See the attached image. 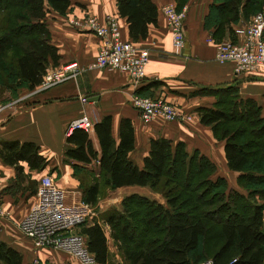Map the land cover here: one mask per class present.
<instances>
[{"label": "trees", "instance_id": "obj_1", "mask_svg": "<svg viewBox=\"0 0 264 264\" xmlns=\"http://www.w3.org/2000/svg\"><path fill=\"white\" fill-rule=\"evenodd\" d=\"M177 1L180 9L186 0ZM71 2L0 0V69L6 72L0 86L13 90L40 85L59 58L51 41L48 14L65 13ZM263 4L264 0H213L204 27L211 30L215 41H221L226 29L232 31V23L241 17L249 19ZM117 10L128 23L129 40L135 43L147 37L149 26L157 24L153 0H117ZM202 92L215 101L211 107L197 109L200 122L224 142L227 167L237 172V184L247 188V194L235 188L226 192L227 180L213 176L215 163L199 150L189 153L180 141L151 138L143 165L138 167L128 157L135 141L128 118L120 121L117 142L111 134V116L94 123L100 153L82 128L66 136L65 156L76 161L74 168L80 169L78 163L97 161L98 176L83 189L85 202L94 204L102 185L163 191L164 203L135 193L124 198V207L129 202L147 207L142 225L139 220L141 242L125 251V264H201L205 260L210 264H264V110L253 98L241 97L234 84ZM0 157L10 165L25 160L34 169L47 163L33 142H3ZM133 217V212L128 217L121 212L107 217L115 242L131 243L136 237ZM81 233L95 262L111 264L103 227L94 222ZM0 263L34 264L24 263L20 252L4 241H0Z\"/></svg>", "mask_w": 264, "mask_h": 264}, {"label": "crops", "instance_id": "obj_2", "mask_svg": "<svg viewBox=\"0 0 264 264\" xmlns=\"http://www.w3.org/2000/svg\"><path fill=\"white\" fill-rule=\"evenodd\" d=\"M153 1L158 9L157 24L149 26L147 37L136 42L150 53L146 75L139 84H134L122 71L90 67L99 49V39L87 28L69 22L71 18L83 17L85 11L100 21L114 16L121 26L122 37L130 39L128 23L118 14L117 0H72L65 13H49L47 25L59 54L55 66L76 63L77 75L46 90L19 88L14 97L0 96V147L9 141L33 142L47 160L45 167L34 169L25 160L10 165L0 157V241L19 251L24 263L38 259L52 264H78L53 249L34 248L32 240L20 234L17 223L34 203L41 177L51 170L58 174L54 181L58 186L79 190L76 180L69 175V168L76 161L65 156V148L69 125L82 115L91 121L87 132L98 153L94 123L111 116V134L117 142L120 121L128 118L135 139L128 157L138 167H142L148 153L149 140L163 137L173 143L183 142L188 152L199 150L216 164L215 176H232L236 181L237 172L229 170L226 164L224 142L214 138L209 125L200 122L197 109L211 107L215 101L203 90L234 84L241 97L253 98L264 110V72L238 73L233 62L216 59L217 41L208 40L212 37L211 30L204 27L213 0H186L181 5L185 10V44L179 53L173 51L170 30L160 12L163 4L177 6L178 1ZM249 20L250 17H241L232 23V31L226 29L222 40L242 41ZM135 94L164 98L191 117L182 122L157 118L144 123L131 104ZM78 165L97 178L96 159ZM125 187L145 188L122 186ZM158 202L163 203V198Z\"/></svg>", "mask_w": 264, "mask_h": 264}, {"label": "built area", "instance_id": "obj_3", "mask_svg": "<svg viewBox=\"0 0 264 264\" xmlns=\"http://www.w3.org/2000/svg\"><path fill=\"white\" fill-rule=\"evenodd\" d=\"M160 12L170 30L173 51L179 53L185 44V10L179 11L173 3H167L160 6ZM69 22L74 26L87 28L99 39V49L90 67L122 71L134 84H139L144 79L150 53L146 48L122 37L121 26L116 17L107 16L100 21L94 14L85 11L83 17L71 18ZM243 32L242 41H218L215 44L216 59L220 62H233L238 73H263L264 6L251 17ZM208 40L213 39L209 37ZM78 71L76 63L50 69L36 89H49L74 78ZM131 104L137 109L139 119L144 123L157 118L182 122L191 117L161 97L135 94L131 98ZM91 126L90 119L82 115L71 122L69 129L77 127L88 131ZM90 213V206L84 202H67L65 191L50 175L45 174L40 179L34 203L18 222V227L23 235L32 240L34 248H60L74 254L84 264H94L95 260L87 250L85 238L72 232ZM205 264H210V261Z\"/></svg>", "mask_w": 264, "mask_h": 264}, {"label": "rangeland", "instance_id": "obj_4", "mask_svg": "<svg viewBox=\"0 0 264 264\" xmlns=\"http://www.w3.org/2000/svg\"><path fill=\"white\" fill-rule=\"evenodd\" d=\"M263 6H264V4L262 5V7ZM262 7L258 11L262 10ZM177 10L180 11L183 9L180 8ZM257 12H255L254 14H256ZM251 17H250V19H251ZM0 68H1V64H0ZM53 68H57V66L52 67V69ZM5 73L6 72H2V70L0 69V78H6ZM16 93H17V89L11 90V89L5 88L3 86H0V96L1 97H6V96H10V95L14 97V95L16 96ZM138 95H140V94H138ZM154 97H157V96H154ZM71 131H72V129H69L68 133H70ZM196 158H198V155H196ZM69 170H71L69 175L76 180L77 189H79V190H77V191L73 190V189L66 190L65 188H63V186L59 185L66 193L67 202L81 201V202L88 204L90 206V209H91V213L88 216V218L83 222V224H80V225L76 226L75 228H73L72 232L79 233L84 237V235L81 233V230L85 225L92 224L94 222L99 223L103 227L105 235L107 237V245H108V249H109V261H110V263L111 264H125L126 263L125 251L134 247L133 245H136L139 242H141L140 241L141 240L140 239V233L143 234V232L140 231V227L142 229L141 225H142V221H143L144 216H145L144 214L147 212V207L144 203H141L140 206L138 207V205L134 204V202H132V203L129 202L124 207L122 205V202H123L125 197L129 196L132 193H135V194L140 195V196L141 195L145 196L149 200H154V201L158 202V200H160V198H163L162 189L161 188L151 189L148 187H145V188H138V187L111 188L110 186L102 185L100 192L97 196L96 202L94 204H90V203L85 202L83 200L82 195H83V189L89 183L92 182V178H93L92 175L84 172L81 169H76V168L71 167V166H70ZM47 175H50L51 177H52V175H55L54 177H52L54 181H55V178H58L57 172L55 173L52 170L49 173H47ZM59 175L62 176V173H60ZM213 176H215V175H213ZM224 178L227 180L226 181L227 182V188L225 190L226 192H228V189L233 188V186H235L236 190H239L240 192H242L244 194L248 193V189L242 187L241 185H238L237 181H234L232 176L224 177ZM164 201L165 200L163 198V203H164ZM119 212L124 214V216H126V217H128L129 212H133L135 214V217L130 218V220H132V222H134V224L137 225V230L135 231L136 237L133 239V241L131 243L124 242L122 240L119 242H115L114 239L110 236V228L106 223V219L110 214L119 213ZM139 220H141V225H140ZM17 227H18V223H17ZM18 229H19V227H18ZM19 232H20V229H19ZM20 234L23 236L22 232H20ZM151 236H154V235H151ZM41 248L53 249L56 252H59L61 255L66 256V258H72L78 264H84L81 262V260L77 256H75L74 254L69 253L65 250H62L60 248L49 247V246H44ZM91 256H93V255L91 254ZM208 261L209 260H205L201 264H205ZM32 263H34V264H52L51 262L50 263L48 261L44 262V261H41L38 259H35V261H33ZM0 264H2V263H0ZM94 264H97V263L95 262Z\"/></svg>", "mask_w": 264, "mask_h": 264}, {"label": "bare ground", "instance_id": "obj_5", "mask_svg": "<svg viewBox=\"0 0 264 264\" xmlns=\"http://www.w3.org/2000/svg\"><path fill=\"white\" fill-rule=\"evenodd\" d=\"M84 127V126H83Z\"/></svg>", "mask_w": 264, "mask_h": 264}]
</instances>
